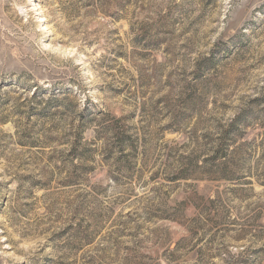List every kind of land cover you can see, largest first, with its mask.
Segmentation results:
<instances>
[{
	"label": "rangeland",
	"instance_id": "374dc122",
	"mask_svg": "<svg viewBox=\"0 0 264 264\" xmlns=\"http://www.w3.org/2000/svg\"><path fill=\"white\" fill-rule=\"evenodd\" d=\"M0 264H264V0H0Z\"/></svg>",
	"mask_w": 264,
	"mask_h": 264
},
{
	"label": "trees",
	"instance_id": "16d2710c",
	"mask_svg": "<svg viewBox=\"0 0 264 264\" xmlns=\"http://www.w3.org/2000/svg\"><path fill=\"white\" fill-rule=\"evenodd\" d=\"M54 99H55V98L51 99L50 101H51V102H55Z\"/></svg>",
	"mask_w": 264,
	"mask_h": 264
}]
</instances>
